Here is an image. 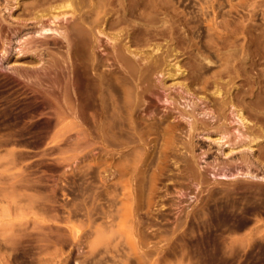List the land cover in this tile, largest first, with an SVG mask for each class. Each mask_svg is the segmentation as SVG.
Masks as SVG:
<instances>
[{
  "label": "rangeland",
  "instance_id": "374dc122",
  "mask_svg": "<svg viewBox=\"0 0 264 264\" xmlns=\"http://www.w3.org/2000/svg\"><path fill=\"white\" fill-rule=\"evenodd\" d=\"M7 1L0 0V46H5L3 50H0V73L15 77L18 84L8 85L7 88L3 87L0 89V93L25 96L28 91L27 84L31 85L37 81L33 77L27 78L25 74L27 70L35 72L38 78L43 80V86L46 88L50 87L49 84L56 76H62L67 72V62H63L68 51L67 42L59 38L57 45L52 44L53 39L58 35L57 29L56 31L41 30V23L52 28L62 25L60 30L65 29V25L69 26L73 17L67 14L53 18L48 14L41 18H35L33 15L17 18L11 12L18 9L20 4L16 0H11L13 9L9 10L8 7L3 6ZM171 2L176 7V13L174 12L176 15L170 14V12L169 16L164 12V19L161 17L162 12L155 25L161 22L159 24L162 28L163 22H166L167 19L169 22L173 17L175 26L177 25L176 28H178L174 34L175 37L163 33V36L160 34L158 37L156 36L157 38H152V41L149 40V43L144 42L142 34H139L140 38H138L137 33L136 36L134 33H129L125 24H123L125 27L123 28L122 25L114 27L104 23L102 25L104 32L96 31V54L104 60L106 68H114V70L122 68L120 71H126L123 63H120L122 60L119 61L117 48L115 49L113 46L115 42H117L116 47L120 42L123 43L125 54L136 57V62L138 61L139 65L144 63L143 59L139 57V51L145 53L147 50V52L156 55L158 53L156 48L159 46L161 50L158 51L162 53H160L162 57L164 56L163 58L169 60L171 64H175L174 67L180 65V70L173 78L167 77L164 85L162 84L163 73L154 72L152 80L158 84L151 80V87H149L152 88L153 93L159 96L157 99L159 109L156 111L142 110L147 117H151L155 112L159 116L165 109H169L173 114L172 119H174L175 115L177 117L179 109L182 110L183 106L194 104L196 112H198L196 113L197 119L204 120L207 126H220L223 123V126H227L230 131L237 129L242 133L241 137L246 138L245 125L238 120L237 111L240 109L251 121L250 125L257 127L258 133L262 135V143L260 140L255 142L253 151L239 146L232 152H228L229 147H224L223 151L227 153H223L219 151L215 142H200L201 147L198 145L194 150L197 163H194V168L199 171V167L196 165L200 166L202 174H205L209 182L201 186L200 183L192 180L190 181L191 188L178 186L174 187L175 189L172 187L166 189V186L160 185V192L167 193V196L174 200V204L171 206L168 203L158 206L159 208L161 206L162 211L171 214L169 227L175 225V217L180 212L185 214L192 206L195 207L202 197L207 195V186L213 185L211 174L214 176L219 172V167H225L228 175L237 167L244 170L246 162L253 166V170H256L255 166L264 169V81L262 80L264 78V0H173ZM201 3L207 7L205 8L207 13L204 15L200 9ZM134 20L140 21L138 18ZM208 23L212 26L210 29ZM155 28H159V25ZM115 33L119 38L114 41L110 37ZM136 37L142 42H138ZM45 39L50 44L38 45V47L34 45ZM27 43H33L32 47H28ZM191 44L193 45L191 46ZM122 45L120 46L122 47ZM126 45L130 46H128L130 50L126 48ZM27 49L32 50V53H24ZM165 50L171 53L169 57ZM130 51H134V54L138 51L139 56ZM70 53L72 55L71 63L77 65L79 62L72 51ZM31 56L40 57V61L37 63L28 62ZM131 56L128 57L133 58ZM50 58H55L58 61L57 65H52ZM134 58L133 60H135ZM2 75L0 78L5 76ZM205 77L208 80L206 85L202 83V79ZM153 83L154 86H152ZM185 83L188 90L184 86ZM139 84H141L138 85L140 89L146 86L145 83ZM226 85L227 87H225ZM237 87L240 89V93L237 92ZM217 88L221 90L220 95ZM149 92L145 94L147 102L145 101L144 106L153 96ZM168 92L176 95L178 102H176L177 100L173 102L170 98L167 99ZM215 96L216 98L221 97L220 100L224 101L223 108H219L221 111H218L217 107L215 108L213 100ZM0 102V107L2 105L4 107L5 99H1ZM225 102L227 103L225 104ZM221 112L222 114H220ZM50 114H52V109L42 108L33 113L30 118L37 120L43 116H51ZM184 121L189 126V122ZM59 127H61L60 135H57ZM29 128H31L30 131L25 132ZM80 129L85 130H82L81 133ZM23 132L26 133L24 136H22ZM82 135L84 137L81 139ZM86 136H88V140ZM185 136L186 132H183L181 137ZM54 138H56V142L53 141ZM245 138L243 141L247 142L248 138L246 140ZM83 140L86 144L89 143L87 141H91V144H88L90 147L87 146L86 150H83V146L86 145L84 142L81 143ZM80 143L84 145L80 146ZM55 144L57 145L52 147ZM101 146L103 145L99 142L96 126H0V264H66V262L68 264L69 261L71 264H90L89 259L85 256L87 247H84L81 240L73 239L65 226L67 211L63 204L68 184L66 183V174L68 173L65 171L70 167L75 168L81 163L84 156L97 153ZM242 153H245V156L242 157ZM71 163L72 165H70ZM222 180L223 184L217 185L218 187L221 185L222 187L231 185V188L236 187L233 189L236 192L233 196L235 198L238 196L240 208L222 226L223 245H226L223 246V254L220 256L202 255L193 258V260L201 258L202 260L199 259V261L201 260L203 263L199 264H264V194H262L264 191H260L263 196L260 195L262 197L259 196L260 199H256V202L252 196L258 198L259 192L254 191V194L253 190L239 187L244 181L247 180V184L250 180L240 178L235 185L233 180ZM251 181L261 182L253 179ZM185 182L188 184V180ZM202 188L203 190H201ZM76 193L78 192L72 189L70 197L75 196V199L71 198L72 201L79 202L80 197ZM249 193H251V197H249ZM251 201L255 203L252 204ZM72 221L82 225V223H86V218L77 213L72 216ZM164 222L156 220V224L149 228V231L157 228L158 232L162 231L165 228ZM160 223L163 224L160 225ZM81 229L83 231L87 229V226L84 225ZM248 232H253V236L247 235L248 237H246ZM118 235V233H113L112 238L118 239L127 248L129 244L127 245L125 238ZM160 240L159 237H151L145 244L137 243L142 250L145 248L151 250L150 248L153 246L157 252L145 256L140 263L134 258L127 264H193L191 259L184 254L160 252V248L163 250L168 245L167 241L165 243V240ZM231 246L233 248H230ZM235 249L239 251L237 257L231 256Z\"/></svg>",
  "mask_w": 264,
  "mask_h": 264
},
{
  "label": "bare ground",
  "instance_id": "6f19581e",
  "mask_svg": "<svg viewBox=\"0 0 264 264\" xmlns=\"http://www.w3.org/2000/svg\"><path fill=\"white\" fill-rule=\"evenodd\" d=\"M171 1L173 0H145V2L140 0L141 3L139 0H16L20 7L18 6V9L11 12L17 18H24L25 15L41 18L48 14L53 18L67 14L73 17L69 26L65 25V29L60 30L62 25L52 28L41 23V30L56 31L57 29L58 35L53 39L52 44L57 45L59 38L67 42L68 51L63 58V62H67L66 74L56 76L49 84L50 87L48 88L50 89H48L43 86V80L38 78L35 72L27 70L25 72L27 78L33 77L37 81L31 85L27 84L26 88L29 92L27 91L25 96L0 93V100L5 99L4 107L3 105L2 108L0 107V126H96L99 142L103 146L97 153H89L90 155L86 153L89 156H84L81 163L75 168L70 167L65 171L68 173L66 174L68 187L66 186V198L63 204L67 211L66 229L73 239L81 240L84 247H87L85 256L89 259L90 264H127L134 258L140 263L145 256L157 252L152 245L153 249L150 248L151 250H148L149 248L142 250L140 245H137V243L145 244L151 237H159L161 240H165V243L167 241V247L165 246L163 250L160 248V252L163 251L165 254L181 253L188 256L193 264L203 263L201 258H199L200 261L199 259L194 261L193 258L208 254L219 256L223 254L225 244L223 245L222 226L240 208L238 196L237 198L233 196L236 193L233 190L236 189L235 186L233 188H231V184L229 187L217 186L223 184L222 179L233 180L234 185L240 178L250 180L247 184V180L244 181L245 184L241 180L243 184L239 187L253 190V193L254 191L259 192L258 198L252 196L251 191L249 193V197H254L253 200L255 201L264 194L260 193V191H264L263 167L255 166L256 170H253V166L246 162L244 170L237 167L230 175L227 174L225 167H219V172L215 173L214 176L211 174L213 185L206 184L208 185L207 195H203L205 197H202L199 203L197 201L198 204L195 207L192 206L193 208L191 207L186 213L184 212L185 214L182 213V215L180 212L175 217L174 226H168L171 214L162 211L161 206L166 203L171 206L174 204V200L167 196V193L162 194L160 192V185L166 186V189L178 186L191 188L190 181L192 180L200 183L201 186L209 182L205 174H202L200 166L196 165L199 167V171L194 168V163H196L194 150L198 145L201 147L200 142H215L219 151L223 153H227L223 151L224 147H229L228 152H232L239 146H244L253 151V144L259 140L261 142L262 136L258 133L257 127L250 125L251 121L240 109L237 111L238 120L245 125L247 142L243 141L245 137L242 138V133L237 129L231 130V132L227 126H223V123H220V126H207L204 120H198L196 117L198 112H196L194 104L183 106V109H179L178 115L177 117L175 115L174 119H172L173 114L169 109H165L159 116L155 112L151 117H147L142 110L156 111L159 109L157 104L159 96L153 93L152 88H150L154 72L163 73L162 84L164 85L167 77L173 78L180 70V65L174 67L175 64H171L169 60L163 58L164 56L162 57V53L160 52V54L158 51L161 50L159 46H156L158 52L156 55L147 52V50L145 53L138 50L139 56L137 51V56L144 62L143 64L140 63V66L138 61L136 62V57L127 54L135 59L133 60L125 54L123 43L118 40L120 43L116 47L117 42H115L113 46L115 49L117 48L119 61L122 60L120 63H123L126 71H120L122 68L115 70L114 68H106L104 60L96 54V31L104 32L102 28L104 23L114 27L118 25L123 27L125 24L124 26L127 27V31H130L129 33H134L135 36L136 33L142 34L141 37H143L144 42L150 43L152 38L158 37L160 34L163 36V33H168L170 37H173L176 29H178L173 17V20L171 18L169 22L166 18L162 28L159 24L161 22L158 23L159 28H155L158 27L155 24L160 19L159 14L163 12L161 15L163 17L164 12L168 15L170 12V14L176 13V7ZM11 4V0H8L3 6L11 10V8L13 9ZM202 4H200V9L204 15L207 13L205 9L207 7ZM175 6H177L176 3ZM133 18H138L140 21L136 22ZM163 18L165 19V17ZM187 18L189 19V17ZM164 23L170 24L165 25ZM208 24L210 29L212 26L210 23ZM164 25L167 27L165 28ZM117 35L115 33L110 38L115 41L119 38ZM138 42L140 41L138 40ZM48 43L49 41L45 39L34 45L38 47V45ZM30 44L28 47H32L33 43ZM128 46L127 49L130 47ZM4 48L5 46H0V50ZM71 51L79 62L77 65L71 63ZM25 52L32 53V50L27 49ZM170 55L171 53L168 52L167 56ZM39 61L40 57L31 56L28 59V62L31 63ZM50 61L52 65L58 63L55 58H50ZM21 75L23 74L21 73ZM137 80L139 81L137 82ZM262 80L264 81V78ZM152 82L154 81L152 80ZM207 82L206 77L202 79L204 85ZM139 83H145L146 86L140 89L138 88V85H141ZM11 84H18L15 77L5 75L0 78V89L7 88L6 86ZM184 86L187 90L189 89L187 84ZM149 91L153 96H149L151 98L144 106L145 94ZM239 91L240 89L237 87V92ZM217 92L220 95L221 90L217 88ZM169 98L173 102L177 100L176 95L168 92L167 99ZM220 98L215 96L213 99L215 108L221 109L224 101ZM251 106L253 107L252 104ZM42 108L52 109L51 116H43L37 120L30 118L33 113ZM220 109L218 111H221ZM220 114L218 113V116ZM184 120L189 122V126ZM30 129L25 132L28 133ZM60 130L61 127L57 130V135H60ZM82 130L80 129L81 133ZM25 132L22 136L26 134ZM183 132H186L184 138L181 137ZM82 137L84 136L82 135L81 139ZM86 137L88 140V136ZM84 140L81 143L86 144ZM53 141L56 142V138ZM87 142L91 144L90 140ZM81 143L80 146L84 145ZM88 144L83 146V150H86ZM83 150L80 151L84 152ZM188 153L190 154L188 155ZM241 155L243 157L245 153ZM252 179L261 182L255 183L251 181ZM186 180H188V184H185ZM72 189L78 192L76 195L78 194L80 197L79 202L72 201L75 197H70ZM239 197L241 196L239 195ZM244 197L246 198V196ZM253 203L255 202L253 201ZM159 205H161L160 208ZM77 213L85 216V224L73 223L72 216ZM156 220L165 221V228L162 231L159 230L160 232H158V228L149 231V228L156 224ZM162 224L160 223V225ZM84 225L87 226V229L82 231L81 227ZM113 233H118V236L124 237L127 245L129 244L128 247L123 246L118 239L112 238ZM252 233L248 232L246 237H248L247 235L252 237ZM140 249L142 251H139ZM225 249L227 250V248ZM230 250L232 251V249ZM238 253V249H235L231 256L237 257ZM68 264H71L70 261Z\"/></svg>",
  "mask_w": 264,
  "mask_h": 264
}]
</instances>
